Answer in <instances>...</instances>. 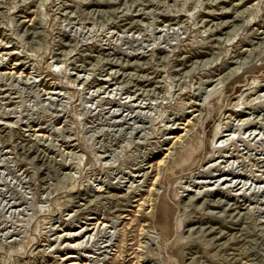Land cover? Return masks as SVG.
Listing matches in <instances>:
<instances>
[{
    "label": "rangeland",
    "instance_id": "rangeland-1",
    "mask_svg": "<svg viewBox=\"0 0 264 264\" xmlns=\"http://www.w3.org/2000/svg\"><path fill=\"white\" fill-rule=\"evenodd\" d=\"M0 264H264V0H0Z\"/></svg>",
    "mask_w": 264,
    "mask_h": 264
},
{
    "label": "bare ground",
    "instance_id": "bare-ground-1",
    "mask_svg": "<svg viewBox=\"0 0 264 264\" xmlns=\"http://www.w3.org/2000/svg\"><path fill=\"white\" fill-rule=\"evenodd\" d=\"M232 172V171H231Z\"/></svg>",
    "mask_w": 264,
    "mask_h": 264
}]
</instances>
